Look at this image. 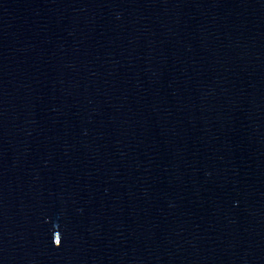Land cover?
<instances>
[{"label":"water","instance_id":"95a60500","mask_svg":"<svg viewBox=\"0 0 264 264\" xmlns=\"http://www.w3.org/2000/svg\"><path fill=\"white\" fill-rule=\"evenodd\" d=\"M228 264H264V166Z\"/></svg>","mask_w":264,"mask_h":264}]
</instances>
